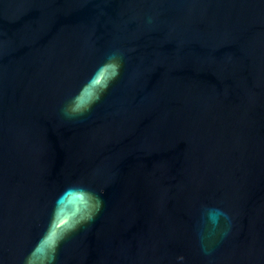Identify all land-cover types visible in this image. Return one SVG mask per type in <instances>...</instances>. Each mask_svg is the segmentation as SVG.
<instances>
[{"label": "water", "instance_id": "1", "mask_svg": "<svg viewBox=\"0 0 264 264\" xmlns=\"http://www.w3.org/2000/svg\"><path fill=\"white\" fill-rule=\"evenodd\" d=\"M0 264H264V0H0Z\"/></svg>", "mask_w": 264, "mask_h": 264}]
</instances>
